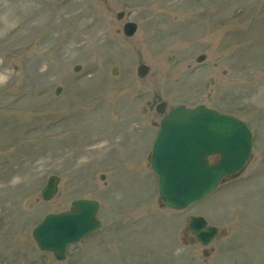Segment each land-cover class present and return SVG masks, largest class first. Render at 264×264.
Wrapping results in <instances>:
<instances>
[{
    "label": "rangeland",
    "instance_id": "1",
    "mask_svg": "<svg viewBox=\"0 0 264 264\" xmlns=\"http://www.w3.org/2000/svg\"><path fill=\"white\" fill-rule=\"evenodd\" d=\"M163 101L254 134L241 175L183 210L161 206L149 166ZM78 198L100 202L102 226L59 261L32 229ZM192 215L227 234L188 244ZM0 264H264V0H0Z\"/></svg>",
    "mask_w": 264,
    "mask_h": 264
},
{
    "label": "water",
    "instance_id": "2",
    "mask_svg": "<svg viewBox=\"0 0 264 264\" xmlns=\"http://www.w3.org/2000/svg\"><path fill=\"white\" fill-rule=\"evenodd\" d=\"M125 16V11L117 14L118 19ZM138 30V23L127 21L123 32L132 37ZM206 54H200L197 62L206 60ZM81 69L80 65L75 71ZM118 67L113 68V74ZM150 66L141 63L137 74L144 78ZM213 82V79H211ZM58 86L56 94H60ZM165 103L157 105V111L165 110ZM253 145L252 131L249 125L225 112L207 107L204 104L196 107L177 106L166 114L162 120L153 145L150 167L158 177L159 194L162 206L173 209H185L209 196L228 176L236 177L247 164ZM220 155V160L209 162V156ZM102 179L105 175H102ZM60 178L51 175L43 187L42 198L49 201L58 192ZM100 207L95 199L81 198L74 200L70 210L61 213H49L32 230L38 248L52 252L58 260L66 258L67 246L78 242L86 235L95 232L102 226L97 218ZM192 237L203 245H209L225 230L219 231L209 225L203 216H192L189 219ZM208 256L209 252L204 251Z\"/></svg>",
    "mask_w": 264,
    "mask_h": 264
},
{
    "label": "bare ground",
    "instance_id": "3",
    "mask_svg": "<svg viewBox=\"0 0 264 264\" xmlns=\"http://www.w3.org/2000/svg\"><path fill=\"white\" fill-rule=\"evenodd\" d=\"M104 146H106V144H102L101 146H96L92 150L93 151H96V150H100L101 151Z\"/></svg>",
    "mask_w": 264,
    "mask_h": 264
},
{
    "label": "flooded vegetation",
    "instance_id": "4",
    "mask_svg": "<svg viewBox=\"0 0 264 264\" xmlns=\"http://www.w3.org/2000/svg\"><path fill=\"white\" fill-rule=\"evenodd\" d=\"M215 157L219 158L218 156H215Z\"/></svg>",
    "mask_w": 264,
    "mask_h": 264
}]
</instances>
